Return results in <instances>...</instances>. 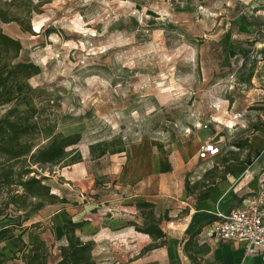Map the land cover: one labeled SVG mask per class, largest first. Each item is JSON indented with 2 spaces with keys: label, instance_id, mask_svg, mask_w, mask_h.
<instances>
[{
  "label": "rangeland",
  "instance_id": "374dc122",
  "mask_svg": "<svg viewBox=\"0 0 264 264\" xmlns=\"http://www.w3.org/2000/svg\"><path fill=\"white\" fill-rule=\"evenodd\" d=\"M0 11L30 25L33 34L0 22L21 43L18 60L40 68L29 95L48 129L80 137L81 162L38 169L59 199L90 212L109 207L121 196L123 161L144 147L182 164L194 197L204 175L205 186L219 181L227 156L247 159L264 187V0H0ZM116 138L120 154H89ZM207 140L219 153L200 159ZM241 140L249 146L238 151ZM62 207L31 214L24 239L55 237L45 219ZM1 245L3 264H20L10 258L14 242Z\"/></svg>",
  "mask_w": 264,
  "mask_h": 264
},
{
  "label": "crops",
  "instance_id": "0c3cea01",
  "mask_svg": "<svg viewBox=\"0 0 264 264\" xmlns=\"http://www.w3.org/2000/svg\"><path fill=\"white\" fill-rule=\"evenodd\" d=\"M123 165L118 175L121 196L114 198L109 207L101 205L90 212L85 205L64 203L60 210L52 211L45 219L55 237L37 242L48 248L49 263L58 258V247L66 244L62 225L71 220L82 221L76 234L81 240L94 243L92 256L97 264H264V250L257 256L247 255L243 241H220L203 234L205 227L217 219L218 212L228 213L242 207L247 197L260 189L261 175L252 176L253 171L243 165L231 166L225 178L210 188L208 197L197 202L195 194L191 195L185 188L182 164H173L165 151L144 147L127 162L123 161ZM107 210H110L108 214ZM150 212L155 220L160 219L158 227L165 234V243L144 250L159 241L136 230L148 225ZM165 216L174 218L171 229L165 225L169 221ZM196 230L198 233L192 237V242L202 253L192 252L195 260H191L183 246ZM22 239L31 242L23 236ZM54 241L57 253L50 251ZM11 242L16 244L17 240L11 239L1 246Z\"/></svg>",
  "mask_w": 264,
  "mask_h": 264
},
{
  "label": "trees",
  "instance_id": "16d2710c",
  "mask_svg": "<svg viewBox=\"0 0 264 264\" xmlns=\"http://www.w3.org/2000/svg\"><path fill=\"white\" fill-rule=\"evenodd\" d=\"M0 22H16L22 32L31 33L30 25L17 16L8 18L5 11H0ZM21 43L18 39L4 33L0 28V109H6L0 115V223L6 222L0 228V245L11 239L17 240L10 258L18 259L24 264H97L92 256L94 243L83 241L76 234L82 221H67L62 225L66 244L58 247V258L49 263L50 252L41 244L25 242L22 239L27 230L23 224L33 213H37L46 205L67 203L51 192L45 183L48 177L39 176L38 169L43 166L72 165L82 161L77 147L79 134L64 135L48 129L43 117V109L33 102L29 95L31 86L28 79L40 72L38 65L31 61L18 60ZM22 107V108H20ZM45 134V139L42 137ZM45 141L44 143H42ZM119 145V146H117ZM249 142L245 140L233 143L238 151ZM124 151L120 139L96 142L89 145V154L100 158L105 154H117ZM249 153H247V156ZM224 169L219 180H223L233 164L242 165L247 159L238 161L237 158L223 157ZM207 175L197 183L200 191L196 201L204 200L209 190L216 182L204 185ZM188 193V184L185 185ZM145 206H148L147 204ZM149 223L137 231L159 239L158 243L150 244L144 250L162 246L165 243V234L155 220L152 213H148ZM20 230L17 234L16 231ZM199 230V229H198ZM196 230L184 243L183 249L189 259L195 260L191 253L201 254L200 248L192 242ZM9 260L0 252V264Z\"/></svg>",
  "mask_w": 264,
  "mask_h": 264
},
{
  "label": "built area",
  "instance_id": "2783aa9c",
  "mask_svg": "<svg viewBox=\"0 0 264 264\" xmlns=\"http://www.w3.org/2000/svg\"><path fill=\"white\" fill-rule=\"evenodd\" d=\"M206 127V126H205ZM219 153L212 140L202 142L197 150L200 159H208ZM217 219L207 225L203 234L220 241H243L245 253L257 256L264 250V187L247 197L242 207L228 213H217ZM173 225V222L169 223Z\"/></svg>",
  "mask_w": 264,
  "mask_h": 264
}]
</instances>
